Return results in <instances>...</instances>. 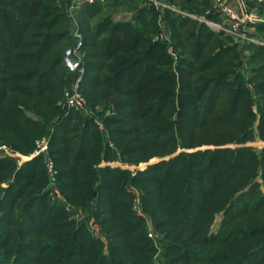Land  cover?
Returning <instances> with one entry per match:
<instances>
[{"label":"trees","instance_id":"trees-1","mask_svg":"<svg viewBox=\"0 0 264 264\" xmlns=\"http://www.w3.org/2000/svg\"><path fill=\"white\" fill-rule=\"evenodd\" d=\"M56 1L0 0V144L30 155L49 137L47 154H0V264H161L147 219L164 264H264V146L249 144L264 143V46L243 45L244 72L232 37L202 20L219 19L210 0H174L168 42L141 0L82 2L93 115L64 111L71 0ZM114 160L146 165L102 164Z\"/></svg>","mask_w":264,"mask_h":264},{"label":"built area","instance_id":"built-area-1","mask_svg":"<svg viewBox=\"0 0 264 264\" xmlns=\"http://www.w3.org/2000/svg\"><path fill=\"white\" fill-rule=\"evenodd\" d=\"M93 0H71L70 4L68 5V13L70 15V26H72V29H70L71 34H72V44L69 45L63 53V65L64 67L70 72L75 75L73 80L70 83V86L64 91L63 95V105H65L69 109H75L77 111H80L86 115H93L92 111L87 105V101L82 95L80 91V81L82 79V75L84 73V55H83V37L79 31L77 22L74 18L73 13L75 12L77 6H79L82 2H88L91 3ZM150 1L149 4H154L156 5L155 7L157 10L162 7L164 8L165 6L163 4H160L158 0H146ZM258 2H264V0H256ZM214 6L216 9L219 11L220 15L223 17V20L220 22L218 21H209L206 18H202V20L211 26L212 28L216 30H221L224 33L234 37L237 39V42L239 44L242 43H255L261 46H264V38L259 36L258 34L255 33H249L245 30L242 29L243 26H245L249 22H256L258 21V16L253 14V13H248L246 11V4L244 0H240L241 6L243 8V13L238 14L232 9L228 7L226 4L225 0H212ZM144 3L149 5L147 2ZM161 9L159 10V15H158V27H159V33L154 36L153 40H164L167 41L169 40V29L167 24L165 23V20L162 16ZM178 10V9H177ZM190 16H193L192 14H188ZM95 123L96 119L94 120ZM98 121V124L101 126V123ZM48 142H49V137L45 136L42 137L38 140L35 141V149L33 152L28 155L29 157L44 153L47 154L48 151ZM0 154L10 156L19 163L20 159L24 158L21 154L18 152L14 151L12 148H10L8 145L1 143L0 144ZM107 165H117L119 167H124L126 169H133V167H129L125 164H122L118 161L114 163L107 162L105 163ZM45 165H46V170L49 178V186L53 187V191L56 194L57 188L54 186L55 182V176H56V168L54 166V161L48 156H45ZM61 199V197H59ZM69 208V206H68ZM134 210L137 212V214H142L140 205H139V196L136 195L134 199V204H133ZM70 209V208H69ZM147 225H148V232L147 235L148 237L153 241L154 246H156L158 249L157 251L162 250V245L160 242V236L159 234L153 229L152 223L149 219H147ZM92 230L100 236L99 233V227L95 224L92 226Z\"/></svg>","mask_w":264,"mask_h":264},{"label":"rangeland","instance_id":"rangeland-1","mask_svg":"<svg viewBox=\"0 0 264 264\" xmlns=\"http://www.w3.org/2000/svg\"><path fill=\"white\" fill-rule=\"evenodd\" d=\"M142 1V3L144 2V0H141ZM57 2V4H59V5H61L62 3H61V1L60 0H57L56 1ZM145 2H147L148 4L150 3V1H146L145 0ZM158 2L160 3V4H163L165 7L163 8L162 7V9H161V12H162V16H163V18H164V20L166 21V19H165V10L166 9H172V10H176L177 11V8H176V4L174 3V0H158ZM150 5V7H153L155 10H157V8L155 7L156 5H154V4H149ZM159 9V10H160ZM159 10H158V12H159ZM182 10V9H181ZM187 11H185V12H181L183 15H187V13H186ZM131 13L132 12H130V11H127V10H123V11H121V12H119V13H116L115 15H114V19H124V18H129L130 16H131ZM67 17H68V19H69V24H68V32H69V35L71 36V39H72V34H71V31H70V29H72V26H70V15H69V13H68V10H67ZM73 15H74V18H75V20H76V22H77V25H78V28H79V31H80V33H81V35H82V32H81V29H80V26H79V23H78V17H77V10H75V12L73 13ZM82 37H83V35H82ZM232 37V36H231ZM72 42H73V40H72ZM68 47V46H67ZM66 47V48H67ZM65 48V49H66ZM242 59V58H241ZM242 65H244V62H242ZM244 70H245V65H244ZM58 106H59V108L61 109V110H64V111H69V108H67L65 105H63V103H62V99L60 98V100L58 101ZM88 105V104H87ZM95 108H96V110L97 111H99L101 108H100V106H95ZM94 108V109H95ZM96 124H97V126H98V128L99 129H102V127L100 128V126H99V124H98V121H97V119H96ZM45 136H47V134H43L42 136H40L38 139H40V138H42V137H45ZM37 139V140H38ZM250 145H252L253 147H255L256 149H260L262 146H264V143L262 142V141H260V140H256V141H254V142H251V143H249ZM191 150H193V149H188V151H191ZM20 154V153H19ZM24 158L22 159H20V162L22 161V160H26L27 158H29V156L28 155H23V154H21ZM157 160V158H153V159H151L148 163H150V162H154V161H156ZM43 161L45 162V158L43 159ZM116 161H118V162H120V163H122V164H125V165H127V166H129V167H133V169H129L132 173H135V171H136V169L137 168H143L146 164H144V163H140L139 165H132V164H127V163H123V162H121V161H119V160H116ZM105 163H107L106 161H105ZM104 163V164H105ZM105 165H107V164H105ZM114 166H117V165H114ZM119 167V166H118ZM122 168H124V167H122ZM82 217H83V214L81 215ZM75 218L76 219H80L81 217H79V216H75ZM92 228V227H91ZM216 229V226L214 225V227H212V230H215ZM94 232V231H93ZM161 238V237H160ZM160 242H162V239H160ZM153 258H154V260L156 261V262H158V263H161V264H164L165 263V257H164V255H163V253H162V250L161 251H155V254H154V256H153Z\"/></svg>","mask_w":264,"mask_h":264},{"label":"crops","instance_id":"crops-1","mask_svg":"<svg viewBox=\"0 0 264 264\" xmlns=\"http://www.w3.org/2000/svg\"><path fill=\"white\" fill-rule=\"evenodd\" d=\"M210 2H211L212 9L210 11H207V13L213 14L214 12H216L218 14V18L219 19L218 20H212V21L220 22L221 20H223V17L220 15L219 11L214 6L212 0H210ZM225 2L228 5V7L230 9H232L233 11H235L236 13H238V14H242L243 13V8L241 6L240 0H225ZM244 2L246 4V11L248 13H253V14L257 15L259 19L256 22L247 23L245 26L242 27V29L247 31V32H249V33L258 34V30H257L255 24L264 23V2H258L256 0H244ZM143 4H145V3L143 2ZM232 40H233L234 43L237 44L238 48L240 49V54H241L242 61L245 62V58H246L245 56H246V54H248V51L243 49V45L245 43L239 44V42H237V39L234 38V37H232ZM244 65H243V67H244ZM244 72H245V70H244ZM106 162L114 163V162H116V160H114V161H106ZM104 163L105 162L103 161L102 164L105 165Z\"/></svg>","mask_w":264,"mask_h":264},{"label":"bare ground","instance_id":"bare-ground-1","mask_svg":"<svg viewBox=\"0 0 264 264\" xmlns=\"http://www.w3.org/2000/svg\"><path fill=\"white\" fill-rule=\"evenodd\" d=\"M209 20V19H208ZM209 21H212V20H209Z\"/></svg>","mask_w":264,"mask_h":264}]
</instances>
